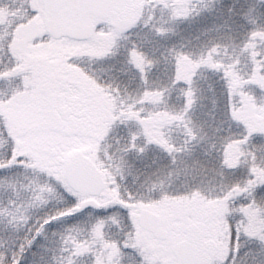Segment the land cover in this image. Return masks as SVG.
<instances>
[{"label":"rangeland","instance_id":"obj_1","mask_svg":"<svg viewBox=\"0 0 264 264\" xmlns=\"http://www.w3.org/2000/svg\"><path fill=\"white\" fill-rule=\"evenodd\" d=\"M190 1L142 0L147 11L141 27L135 32L121 36L111 27L102 26L89 40L75 43L46 37L41 0H0V19L4 8L13 18L5 23L0 20V54L8 55L11 50L19 54V67L33 68L32 73L20 71L12 79L6 77L0 84V217H9L21 223L20 230L14 228L13 234L2 238L0 264H35V261L36 264H174L171 244L182 239L185 228L191 223H200L207 237L216 241L218 252L213 264H264V206L258 203L252 206L261 195L264 200V157L263 162L262 158L259 160L264 155V93H260L256 101L249 99L243 106L232 109L231 119L218 115L209 118V124L234 122L235 127L236 124L243 126L241 133L245 134V144H250L257 137L262 149L251 165L258 169L263 163L262 170L254 169V180L251 168L243 173L242 181L219 183L216 182L220 178L218 172L223 174L221 179L226 180L231 171L222 168L215 171V166L211 164L196 166L192 170L184 166L191 178L196 177L202 169L199 174L203 183L199 186H211L217 191L206 190L203 196L192 201L188 195L178 194L176 186L178 178L185 172L184 167L165 170L168 154L163 153L160 146L153 145L161 139L156 140L151 135L148 142L145 134L139 131L140 127L127 128V123L120 122L127 120L125 114L128 111L130 113L143 106L141 82L137 81L136 85L126 80L130 71L134 79H137V75L141 79L143 69L147 70L146 82H143L145 88L148 91L163 90V111L159 112L156 107L154 109L148 105L146 113H155L153 116L157 121L170 119L166 114L179 117L180 101H171V95L166 92V76L151 84L150 57L159 56L162 43L157 33L166 34L167 14L170 17L172 14H184V8ZM157 3L167 8L166 19ZM30 7L34 8L33 20L15 25L24 21ZM154 29H157L155 34ZM257 30L262 32L264 29L257 27ZM139 46H144L145 50ZM163 50H166L165 45ZM0 66H3L0 74L6 75L9 65L1 56ZM34 69L39 70L38 81L31 78L29 85H26L24 79L34 76L37 71ZM48 72L64 75V79L58 77L55 85L61 87H51V92L54 90L64 97L71 94L75 99L82 96L87 108L89 103L85 126L70 137L40 127L41 120L46 119L43 92L45 85L51 81ZM118 76L121 77L118 79ZM60 79L63 84H60ZM20 81H23L22 86ZM34 114L39 116V121L30 116ZM194 114L195 109L186 115L185 120L190 121ZM180 122L179 118L171 121L172 134L179 129L177 124ZM35 123L40 131L27 132L36 128ZM27 126L23 134L22 130H18V133L12 131ZM199 130L196 131L198 135L205 133ZM146 141L149 147H146ZM217 141L221 143V140ZM169 142L174 143V140ZM150 143L153 144L150 146ZM228 144H223L224 151H221L224 152L221 156H225L226 160L223 167L237 172L241 164L248 166V163L239 160L231 148L225 149ZM118 152L134 153L128 159L126 156H116ZM76 153L91 158L103 171L107 187L95 198L100 205L99 211H85L82 215L67 219L65 212H75L83 202L91 200L74 195L66 187L65 162ZM194 154L200 155V152L195 151ZM137 161L138 165L147 164L132 167L131 164ZM180 162L179 159L177 163ZM25 163L32 165L34 171L33 179L29 182H23L25 169L22 167L18 170ZM16 164L19 167L13 166ZM4 186L10 191L3 192ZM233 193L234 197H228ZM243 193H249L250 197L236 198ZM23 200H27L26 205L30 203L33 208L31 213L19 216V206ZM141 209L160 217L161 226L169 237L163 245L162 241L153 237H148V240L141 238L142 231L137 222ZM234 226L237 232H234ZM20 235L26 237L25 243H20ZM148 246L155 249L149 251ZM24 251L26 256L22 254Z\"/></svg>","mask_w":264,"mask_h":264},{"label":"trees","instance_id":"obj_2","mask_svg":"<svg viewBox=\"0 0 264 264\" xmlns=\"http://www.w3.org/2000/svg\"><path fill=\"white\" fill-rule=\"evenodd\" d=\"M145 5L144 9L147 11ZM157 5L162 8V15L166 19L167 8L159 3ZM184 9L182 15L172 14L170 17L167 14L166 34H161L159 31L157 33V29H154L153 33H157L162 48L158 50L159 56L150 57L152 63L150 67L151 84L166 76V92L171 95V101H180L179 117H169L170 115L166 114L171 120L157 121L153 116L155 113H146L145 108L148 105L154 109L156 107L159 112L163 111L161 103L163 90L160 88L155 91H148V88H145L147 70L143 69L140 75L141 79L139 75H137V79H134V75H131L132 71L129 72L126 79L136 85L138 84L137 81L141 82L143 106L136 111L130 113L128 111L125 114L128 116L127 120L123 119L120 122L122 124L127 123V128L135 126L138 129L140 127L139 131L145 134L144 138L147 141L150 140L151 135L156 140L161 139L157 141V144H152L160 146L164 150L163 153L167 152V166L169 167L166 166L165 170L170 168L177 170L184 166L190 167L189 170H192L196 166L211 164L215 166V171L217 168L231 171L226 180H222L223 174L218 172L220 178L216 182L226 183L229 180L232 183H237L242 181L243 173L248 169L252 168V177L255 176L254 169L256 167L251 164L255 162V158L259 157L258 152L261 144L257 137L253 139L255 142L245 144V134L241 133V130L244 129L243 126L239 127L236 124L235 127L234 122L226 125L209 124V118L218 115L231 119L232 109L243 106L246 100L256 101V98H260V93H264V30L262 32L257 30V27L264 29V0H191L187 8ZM164 45L166 50H163ZM133 71L135 72L134 69ZM119 77L121 76H118V79ZM193 109H195L196 115L194 114L190 121H186V115ZM205 116L207 121H205ZM178 118L181 119V122L177 124L179 129L177 128L172 134L171 121ZM194 126H197L196 129ZM23 129L26 130L27 127L14 129L17 130L14 133ZM198 129H200L199 131L204 130L205 133L198 135L196 133ZM166 135L169 138L165 139ZM172 139L174 143L169 142ZM217 139L221 140V143H217ZM147 141L145 144L146 147H149L148 142L150 141ZM152 144L150 143V146ZM223 144L225 146L228 144L225 149L231 148L232 151L236 152L239 160L242 159L241 161L248 163V166L241 164V168L238 167L237 172H234L235 169L224 168L226 160L224 159L225 156H221L224 153L221 152L224 151ZM195 151H199L200 155L194 154ZM132 153L118 152L116 156H126L129 159ZM16 155L24 160L20 153L16 152ZM179 159L181 162L177 163ZM220 161H222L221 165ZM146 164L138 165L137 161L131 165L138 168ZM13 166L19 167L17 164ZM22 167L25 169L23 182H29L34 176L32 165L25 163L18 170ZM183 170L185 172L180 175L176 183L177 190H179L178 194L180 193L181 196L188 195L189 200L192 201L203 196V192L206 190H211L213 193L217 192L211 186H199L200 183H203L199 174L202 169L196 177L193 176L192 178L185 167ZM256 170L260 171V165ZM4 189L3 192L10 191L6 186ZM67 189L72 192L68 187ZM73 194L75 195V193ZM228 197H234V193L229 194ZM26 201L23 200L20 203L19 216L29 214L32 211L33 206L30 203L26 205L28 203ZM253 205L254 203H252ZM75 216L78 215L73 210L64 214L67 219ZM18 223L19 220L0 217V243L4 236L13 234L14 228L20 230L21 223L17 225ZM20 236V243H25L26 237ZM30 240L32 241V239ZM29 244L30 241L27 246ZM22 254L26 256L25 251ZM37 258L35 257V259Z\"/></svg>","mask_w":264,"mask_h":264},{"label":"water","instance_id":"obj_3","mask_svg":"<svg viewBox=\"0 0 264 264\" xmlns=\"http://www.w3.org/2000/svg\"><path fill=\"white\" fill-rule=\"evenodd\" d=\"M42 24L45 32L54 39L66 37L81 41L90 38L99 23H107L118 31L130 29L142 14L141 0H42ZM46 105L53 111L55 96L46 93ZM65 178L76 193L96 197L105 189L102 173L90 159L81 153L72 155L65 163ZM98 210L93 200L83 202L77 209ZM142 230L151 232L157 239H166L160 218L142 210L138 216ZM185 238L172 246L177 264H212L216 255L213 241H205L201 226L189 225ZM152 250V247H149Z\"/></svg>","mask_w":264,"mask_h":264},{"label":"flooded vegetation","instance_id":"obj_4","mask_svg":"<svg viewBox=\"0 0 264 264\" xmlns=\"http://www.w3.org/2000/svg\"><path fill=\"white\" fill-rule=\"evenodd\" d=\"M7 10L6 8L2 9L3 13H2V17L0 20L4 21V23L9 20L11 21L13 18L10 17V12L7 13ZM10 10H12L11 12H13V8L10 7ZM34 8L30 7L29 9H27V16L26 18L24 19V21L22 22H17V25L18 24H22V23H26L28 21H31L33 20V15H34ZM7 15H8V18H7ZM31 15V16H30ZM27 20V21H25ZM13 23V22H12ZM16 24V23H15ZM17 52H19L17 49H16ZM22 53V52H21ZM19 54H14L13 52L10 51V56H9V59L11 60V64L9 65V67H6L9 71L7 72L8 75L4 78H9V79H12L14 77V74H17L18 72L20 71H23L24 67H19L18 66V61L19 58H18ZM7 66V65H6ZM3 66H0V69H2ZM20 68V69H19ZM33 68H30L29 69H25V73L28 74V72H33L32 70ZM34 70H37V69H34ZM1 73V71H0ZM48 74L50 75L49 77H51V81L50 83L46 84L45 85V89H44V93L46 92H51L52 88L51 87H61V85H58V86H55L56 85V82L59 80L58 77H62L61 76H57L55 74H51L50 72H48ZM35 76V77H34ZM34 76H27V79H26V85H29L28 81L29 79L33 78V79H36L38 81V77H39V70L36 71L35 75ZM56 77V78H55ZM3 77L0 75V79H2ZM58 78V79H57ZM63 78V77H62ZM61 79H60V84H63L61 83ZM20 85L22 86L23 85V81H20ZM54 91V90H53ZM51 92L53 93L55 96H56V103L54 105V108H53V111L50 110V108H46L45 106V109H46V119L43 118V120H41V124H40V127L43 129V130H47L49 132H55V131H59V133H64L65 135H67L68 137H70V135L73 133H77L78 131H81L82 128L85 126V121L87 119V113L90 109V106H89V103H88V108L86 107L85 103H84V100H83V97L80 96L78 99H75L74 96H72L71 94H69L68 96L64 97L62 95H59L58 93H56L55 91L54 92ZM76 90H73V92H75ZM86 107V108H85ZM13 114H11L12 116ZM32 117H34V120H37L39 121V116L37 114H34V115H30ZM12 120V119H10ZM33 120V119H31ZM6 121L8 122L7 124L9 125V120L6 119ZM36 128L34 127L33 129L31 130H26L27 132H36V131H40L38 129V124L35 123ZM28 128V126H27ZM42 129H41V132H42ZM13 132L17 131V130H12ZM23 132L25 130H22ZM152 238L153 236H151L150 234H145L143 235V238L146 240H148L149 238ZM182 237V236H181ZM167 239H169L168 235H167V238L165 241H167ZM179 239V238H178ZM165 241H163L165 243ZM163 242H162V245H163ZM166 245V244H165ZM155 248H153L154 250Z\"/></svg>","mask_w":264,"mask_h":264}]
</instances>
